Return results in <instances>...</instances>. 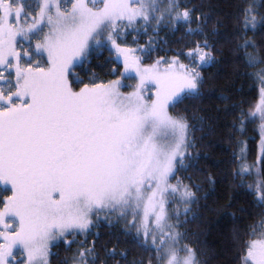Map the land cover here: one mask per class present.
<instances>
[{
	"label": "snow or ice",
	"instance_id": "6c2138e0",
	"mask_svg": "<svg viewBox=\"0 0 264 264\" xmlns=\"http://www.w3.org/2000/svg\"><path fill=\"white\" fill-rule=\"evenodd\" d=\"M230 7L0 0V264H264V0Z\"/></svg>",
	"mask_w": 264,
	"mask_h": 264
},
{
	"label": "trees",
	"instance_id": "16d2710c",
	"mask_svg": "<svg viewBox=\"0 0 264 264\" xmlns=\"http://www.w3.org/2000/svg\"><path fill=\"white\" fill-rule=\"evenodd\" d=\"M195 3H200V0H194ZM204 2L206 4H212L214 6H216L217 8V15H221L230 11H233L234 9H232L230 7L231 4L235 3L236 0H204ZM260 0H257V3L259 4ZM209 9L206 7L204 9V11H208ZM192 27H195V25H192ZM151 34V33H150ZM182 33L181 32H177L175 34V37H173L167 30H162L159 33V37L158 39L161 40H167L169 41V43L163 45L164 48H170V49H174V51H158L157 53L154 54V56H162L165 58L177 55V53L180 50L183 51H187L188 48L185 46L186 42H180V43H176L174 42V40H179L181 37ZM191 39V38H189ZM196 39H200V37H197ZM129 40H131V37H129ZM147 40V37H144L143 39L140 40L141 44H144L145 41ZM219 55V54H217ZM181 61L184 63H188L189 61L187 59H185L184 56L180 57ZM148 63H151V61H147ZM211 71L215 72L216 69L213 68ZM108 79H115L116 77L111 76V77H107ZM218 85H223L225 83V80L223 78L219 79L216 82ZM241 83H244L243 80L241 81ZM239 86V85H237ZM252 81H248L247 83H244V92H245V96L242 97L244 99H248L250 100L253 104L258 103L259 102V84L257 83L255 85L256 90L255 91H251L252 89ZM222 90V88L218 87L217 88V93H219ZM205 108H213V107H219V102L217 101H206L204 104ZM247 107V105H246ZM181 110H183V108H181ZM259 121L256 122V124H249L247 127V135L241 137L239 134L237 135V139H244L247 141V145H248V149L249 151V155H248V160L249 162H251L253 159H255L256 156V152H258V146H259V130H258V125ZM197 135H199V133H197ZM250 137H252L253 139H249ZM211 139L213 140H220L221 138L219 137V135L212 137ZM225 145L227 144V140H223L222 141ZM207 151V150H206ZM225 157V153L222 152L220 149H213L211 150V159L212 160H220L223 159ZM209 169L210 171H212L213 173L217 172V169L215 167H213L212 163H209ZM178 175L180 177L184 176V173H178ZM173 183H175V181H172ZM185 183H187V181L185 180ZM207 190V188H206ZM212 199H215V197H212L211 199H209L208 203H212ZM242 203V202H241ZM232 211H235V209H232ZM215 221V218L208 216L207 214L205 215V222L206 223H210L211 227L209 228V235L206 237V239L208 240L209 244H216V247L219 248V244L216 243L219 239V230L217 227V223L213 222ZM229 220H224V221H219V227L223 228L226 225H228ZM190 227L195 230L197 228V225L193 224L190 225ZM81 240L84 239L83 236L80 237ZM60 251L61 253V257L67 255L63 249H54V251ZM137 258H139V250H137ZM234 255V251L232 253H230L228 256H221L220 257V264H226V261L229 260L231 258V256ZM52 264H58V260L57 259H53L52 260Z\"/></svg>",
	"mask_w": 264,
	"mask_h": 264
},
{
	"label": "rangeland",
	"instance_id": "374dc122",
	"mask_svg": "<svg viewBox=\"0 0 264 264\" xmlns=\"http://www.w3.org/2000/svg\"><path fill=\"white\" fill-rule=\"evenodd\" d=\"M127 83H129V84H133V83H135V81L134 80H129V81H127ZM126 91L127 90H130V89H125ZM173 183V182H172Z\"/></svg>",
	"mask_w": 264,
	"mask_h": 264
}]
</instances>
